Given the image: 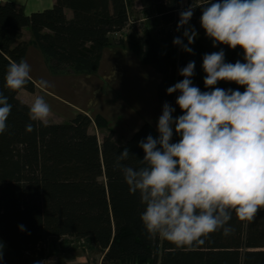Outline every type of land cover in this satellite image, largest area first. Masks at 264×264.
<instances>
[{
    "label": "trees",
    "instance_id": "trees-1",
    "mask_svg": "<svg viewBox=\"0 0 264 264\" xmlns=\"http://www.w3.org/2000/svg\"><path fill=\"white\" fill-rule=\"evenodd\" d=\"M140 1L142 10L153 7L159 24L171 27L166 37L157 39L148 28L138 32L130 15L135 0H56L52 7L30 14L14 1L0 3V92L12 104L8 131L0 134V264H44L52 237L88 240L105 251L103 264H264V210L253 222H241L233 214V234L213 233L192 249L148 238L140 220L139 196L129 193L114 164L128 148L135 157L125 163L137 166V159L144 156L138 142L149 134L158 136L151 123L145 122L123 144L114 140L112 131L99 140L89 130L92 119L84 113L65 123L30 121V105L18 97L20 90L12 92L5 86L9 65L26 55L29 42L23 40V28L29 26L34 45L56 75L95 71L107 46L127 45L161 75L159 103L167 101L176 108L174 116L181 115L175 103L179 93L168 95L166 89L183 79L179 70L187 65L177 67L169 53L170 45L173 52L177 47L172 41L180 32L182 0ZM186 2L196 7L198 0ZM67 9L72 10L71 17ZM123 31L126 35L115 36ZM213 49H223L226 62H244L239 47ZM205 75L195 70L192 77L201 91L209 90ZM217 87L244 91L224 81ZM35 88L30 80L23 89L33 92ZM94 121L98 127L108 125L101 114ZM29 123L34 124L31 133L25 131ZM178 139L174 135L173 140Z\"/></svg>",
    "mask_w": 264,
    "mask_h": 264
},
{
    "label": "clouds",
    "instance_id": "clouds-1",
    "mask_svg": "<svg viewBox=\"0 0 264 264\" xmlns=\"http://www.w3.org/2000/svg\"><path fill=\"white\" fill-rule=\"evenodd\" d=\"M196 7L202 10L200 24L212 46L239 47L244 62H226L223 49L204 54V85L209 90L201 91L192 81L195 61H189L179 70L183 79L166 89L168 95L179 93L175 103L182 114L174 116L176 108L164 102L158 136L149 134L138 142L144 156L137 166L125 163L134 156L128 148L114 164L129 193L139 196L148 238L186 249L203 244L213 233L233 234V214L241 222H253L264 210V0H203ZM194 9L190 5L179 13L177 31L183 29V34L172 41L188 53L198 37L189 23ZM30 73L27 61L12 62L5 86L12 92L23 89ZM221 81L244 91L217 87ZM39 84L51 87L44 79ZM11 110L9 98L0 92V134L8 131ZM51 111L44 97L37 96L29 106V119L44 124ZM25 131H34V124H27ZM20 229L25 230L23 225Z\"/></svg>",
    "mask_w": 264,
    "mask_h": 264
},
{
    "label": "crops",
    "instance_id": "crops-1",
    "mask_svg": "<svg viewBox=\"0 0 264 264\" xmlns=\"http://www.w3.org/2000/svg\"><path fill=\"white\" fill-rule=\"evenodd\" d=\"M7 1H14L27 14H30L34 11L52 7L56 0H0V3H5ZM140 7L141 1L135 0L134 8L139 9ZM66 13L68 17L72 16V10L67 9ZM111 37L113 36L111 35ZM23 40L29 42L27 52L23 60L27 61V63L32 61L30 62V64H32L30 65V75L32 77L31 80H33L36 85V88L33 92L21 89L18 93V97L22 101L31 105L37 96H43L52 110L46 122L65 123L72 120L78 113H84L92 119V123L89 128L92 133L102 135L103 137L112 131L114 134L113 138L116 142H118V140L122 137L120 141H123L120 142V144L125 143L145 122L151 123L154 130L157 128V117L155 119L141 117L137 120L131 105H120L114 97L111 96L112 98L110 99L109 95H107L104 91L100 96L103 89V78H118L123 75L127 76V74H130V71L128 70L129 68L134 67L136 70L140 67L139 63L141 61L137 58L135 52L129 49L127 45H118L114 43L107 46L103 51L99 68L95 71L80 74L56 75L51 73L40 49L34 45L32 32L29 26L23 28ZM127 49L130 52H127ZM115 70H119V72L116 73ZM157 74L159 83L161 75L158 72ZM41 79L49 81L51 87L42 89L39 84ZM99 98L107 104V107H109V109H107L109 113L110 109L112 110L111 112L113 115L111 114V116L114 117L116 125L111 123V119L107 111H97V109L93 110L96 106L95 101L99 100ZM88 101L91 102V106H93V108L88 105H84V102ZM155 101L156 103H159L158 92L155 96ZM160 106L162 107L161 104ZM98 114H101L107 119V127H98L96 125L94 118ZM132 119L136 120L138 123L136 127L130 131L129 126Z\"/></svg>",
    "mask_w": 264,
    "mask_h": 264
},
{
    "label": "rangeland",
    "instance_id": "rangeland-1",
    "mask_svg": "<svg viewBox=\"0 0 264 264\" xmlns=\"http://www.w3.org/2000/svg\"><path fill=\"white\" fill-rule=\"evenodd\" d=\"M199 1H201V3L203 2V0ZM213 2H216V0H213ZM185 9H187L186 0H182V4L178 8V13ZM195 9L196 11H194V14L189 22L190 25L194 26L195 30L198 32V37L196 38L195 42L190 45V47L193 49V53L185 52L179 46H177L176 51L173 52L172 45H170L169 53H172V55L175 56L177 67L181 66L183 63L187 64L189 61H195V70L205 74L202 69L204 54H210L217 51L213 49L211 46L212 40L206 36L204 29L201 27V8L195 7ZM130 15L131 21L133 22L132 24H135L134 26L137 27L138 32H142L144 28H148L152 33L151 35L157 39L166 37L168 30L171 29L169 26L159 24V20L156 17L153 7H150L144 11L142 10L141 5L139 9L134 8V11L131 12ZM182 34L183 29L180 30L177 36H182ZM203 40L204 44H201V41ZM184 43H187V40H184ZM127 52L130 51L128 50ZM30 62H28V64L32 65ZM139 64L140 67L136 70L134 67L128 69L130 71V74H127L128 77L123 75L118 78H103V89L100 93V96L104 91L107 95H109L110 99L114 97L117 102L120 103V105H131L137 120H139L141 117L151 119H155L156 117L159 118V116L162 114V109L159 108L162 107L158 102L156 103L155 101L158 86V74L152 66L143 64L141 62ZM115 71L116 73L119 72V70ZM89 101L84 102V105H88L89 107L93 108V106H91V102ZM95 102L96 106L93 108V110L97 109V111H107L111 119V123L116 125L114 117L111 116L112 110L110 109V113L107 110L109 109L107 104H105V102L100 98ZM133 119L129 126L130 131L133 130L138 123ZM155 132L157 133V128L155 129ZM98 138L101 140L102 135H98ZM120 139H122V137ZM120 139L118 140V143L123 141H120ZM48 252L49 256L44 264H103L102 257L105 251L102 248L93 245L88 240L73 238H66L65 240H62L52 237L48 241Z\"/></svg>",
    "mask_w": 264,
    "mask_h": 264
},
{
    "label": "built area",
    "instance_id": "built-area-1",
    "mask_svg": "<svg viewBox=\"0 0 264 264\" xmlns=\"http://www.w3.org/2000/svg\"><path fill=\"white\" fill-rule=\"evenodd\" d=\"M199 4H201V1L198 0L197 5H199ZM186 5H187V8H188L187 2H186ZM123 35H126L125 31L115 33V36H123Z\"/></svg>",
    "mask_w": 264,
    "mask_h": 264
}]
</instances>
